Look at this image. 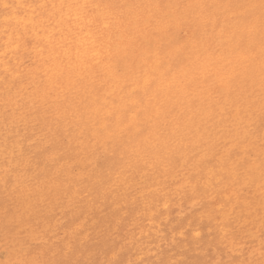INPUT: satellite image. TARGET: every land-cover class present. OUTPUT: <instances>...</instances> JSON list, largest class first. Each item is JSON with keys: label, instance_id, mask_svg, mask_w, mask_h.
<instances>
[{"label": "rangeland", "instance_id": "1", "mask_svg": "<svg viewBox=\"0 0 264 264\" xmlns=\"http://www.w3.org/2000/svg\"><path fill=\"white\" fill-rule=\"evenodd\" d=\"M241 2L244 4L241 3L244 6L243 15L249 17L247 18L248 21L244 19L241 24L244 23L242 24L244 25L243 27L251 29V33L249 36L245 33L238 32L232 40L233 42L231 41L234 44L229 42V50H227L226 53L230 55L227 59H229L231 55L240 57L244 52L247 53V57L245 56L246 59L241 58L242 62L239 63L238 68L230 70V74H232L230 78H233L230 79V82H234L237 88L235 91L230 92V94L226 93V95L222 97V100L213 104L214 107H211L213 112L212 115L216 117L205 115L204 112L206 111H204V109L206 104L204 101L207 97L208 90H217V82L213 79L203 82L201 78L195 81L196 78L190 74L189 70V75L184 80V83H188L189 86H186L187 88L184 90L185 93L186 91L189 93L191 91L190 87L195 88L194 91L198 93L197 97H199L197 101L193 100L195 105L193 103L188 104L187 102L189 101L183 103L181 98L174 97H171V100H173L168 105V102L160 93L157 94L158 96H150L146 92L139 93L137 94L138 100L136 104L130 108L126 107L124 112H121L122 121L124 123H128L135 118V129L137 131L134 129L126 134L121 131L120 128L115 130L116 125L113 123V120L104 132L106 133L114 130L115 133L118 131L120 136L118 135L119 133H116L117 136L115 134L111 142H106L105 133H100V125L106 122H103L99 117L102 113L101 106H99L101 105L100 100L96 99L97 95L88 91L90 87L87 88V84L95 85L92 81V77L91 79L89 78L90 80L86 86H83V81L77 80V75H73L72 80L75 81L73 83L74 85L69 83L68 85L65 83V80L63 84L61 83V85H59L60 87L53 86L50 88L46 85H53L55 80H50V83H46L42 74L31 71L34 64L31 47L33 42L29 39L17 42L19 49L13 53V58H11L10 63L7 65L10 71L4 75L0 69V234H3L9 229L12 232L15 230L14 233L26 231L28 234L39 233V235H42L43 238L48 240V242L57 249L63 250L62 255L64 257L71 256L73 260L84 261L86 258V262L91 260L113 261V259L115 260L116 258V262L121 260V262H119L120 264H139L141 257H148L151 260L165 258L175 261L176 264H186V262L187 264H195L197 260H204L207 258L205 253L211 251L209 248L210 244L222 243V236L219 230H217L219 227V215L222 214L223 210H227L229 207L233 206L232 215L224 214L223 223L229 224L227 226L228 229L231 228L227 231V234L230 237L234 236L243 243L245 247L237 249L238 252L243 253L242 256L236 253H228L227 256L223 258L227 259L231 257L236 260L246 259L249 261L264 260V255L261 253V237L264 236V208L262 207V209H260L262 213L256 212L254 210L255 207L248 209L250 212V217L248 218L247 214L242 210L241 202H236L235 205L231 206L230 202L226 201V197L229 196V189L230 187H235L236 181L247 182L251 177L247 174V170L242 168V165L252 162L263 163L264 161V19L261 20L262 17L264 18V0H246V3L245 0H242ZM107 3H111V0ZM89 4L88 7L90 8L91 5ZM37 11L38 10H36L35 14L38 13ZM244 11L250 12L245 13ZM100 28H102V26ZM239 34H241V37ZM242 34H244L245 38L242 37ZM253 34L257 37L256 39H254L255 37ZM19 35L21 37L24 36L22 34ZM240 38L244 39L242 41H244L245 45ZM13 40H15L14 37ZM237 40H239L240 43H238ZM193 41H196V39ZM113 46L114 49L117 48V50L125 49L119 37L113 42ZM158 46L159 43H157L155 48L157 49ZM230 50L232 54H229ZM23 51H25V53H23ZM23 57H26L24 62ZM133 57L134 56L131 55V58ZM21 61L22 63H20ZM187 63L188 62H186V64ZM27 68L29 72L25 74L22 70L25 69L24 71H28ZM185 69H190V65L187 64ZM66 73L63 76L64 78L67 76ZM122 76L125 77L127 74H123ZM30 79L34 80L29 81ZM243 84H245V86ZM65 86L68 89H66ZM176 88H180L179 90H181V84L176 86ZM129 90L131 91L130 85ZM81 92L84 93L82 94ZM86 92H88V94ZM47 94L48 96H46ZM90 95L93 99L90 98ZM54 96L57 98V101L55 100L56 98H53ZM191 98L193 99V96H190V99ZM237 98L239 101H237ZM86 99H88L89 102ZM157 100L160 101L161 111H167V109L171 107L175 110L179 108V106L181 108L183 104L185 106L187 105L188 111L189 108L193 110L194 123L190 124L188 122L189 117L181 119L180 122L175 120L173 122L174 115L176 116L178 111H172L171 117L167 116L168 113L163 114L159 122L161 124H159L156 119V108H154L155 101ZM55 102L57 104L59 103V105ZM77 102H79L78 105ZM94 103L95 105L93 106ZM151 103H153V105ZM220 103H222V109L217 107ZM175 104L178 105L176 106ZM207 104L209 106V103ZM96 105H98V107ZM95 109L96 111L98 110V113L94 118L93 112H96ZM200 113L204 114L202 115ZM132 114L135 116L132 117ZM188 114L191 118L192 114ZM196 114L198 115L196 116ZM91 116L93 118H91ZM59 118L60 120H58ZM83 120L86 124H84ZM214 121L215 123H212ZM231 123L234 124L231 125ZM64 126L65 129L62 130ZM94 128H96L97 131H94ZM192 128L195 131H193ZM200 128L211 129L213 133L210 137L204 136L202 133L203 129ZM83 131L87 132L83 133ZM242 131L250 133L249 136H251L252 139L241 140L243 138L241 135ZM7 132H9V134ZM68 132H73L74 134H69ZM89 132L93 135L94 132L101 134L98 143H96V141L93 142V136ZM86 134L89 135L86 137ZM83 136L86 137V139H84ZM128 137H131L132 142H128L125 139ZM79 138L81 144H79ZM153 139L157 141V144L163 143L174 148L175 150L172 151L174 152L173 160L176 162L178 159L179 161L174 168L163 167L162 177H173L175 175L174 185H178L179 182L183 180L188 181L189 188L187 190H178L176 194L167 196V199L172 198L175 202L185 203L186 197H190V203H194L193 206L188 207V205H186L182 207L180 211L181 207L176 203L172 210H164L159 206L164 199V190L160 188L163 183L159 179V170H155L157 166L147 171L145 163L138 162L141 158L137 160L135 157L134 161L136 163H133L130 167L131 164L128 163V160L133 159L127 157L129 155L126 150L128 149L127 144L130 143L132 145L135 143L138 151L140 153H145L146 157L151 153L156 155L159 151L156 150L147 154L149 149L147 146H149ZM114 140L116 143L118 142V144L114 143ZM182 140L183 145H180ZM72 141L75 142V144ZM14 142L19 148H14ZM71 143H73L74 146ZM196 144H198V146H196ZM105 147L106 149H104ZM180 148H182V150ZM199 148H201L200 152L198 150ZM205 148H207L210 156L206 157L207 160L205 161L199 160ZM183 150L185 151L183 152ZM139 152H136V154H139ZM178 153L182 156H177ZM174 154L180 157V159L176 158ZM118 155H121V157H118ZM193 155L195 157H193ZM44 158L47 160L44 161ZM50 159L51 162L49 161ZM196 160L198 161L197 164H195ZM151 161L154 164H158V161L155 159H151ZM148 164H151L150 160ZM131 169H134V171ZM43 171L45 173H43ZM28 173L30 174L27 178ZM37 173H39L40 176L37 175ZM24 174H26L24 177L26 179L23 178ZM30 177L31 179H29ZM18 180L21 181L18 182ZM22 180H25V183H23ZM217 180L219 181L218 184ZM61 182L63 184L62 186ZM49 183H51V185ZM112 183H114L115 186L110 185ZM1 184L4 185L2 186ZM14 184H16V186ZM18 186H20V188ZM63 186L65 187L63 188ZM147 186H152L151 189L153 190L148 196L147 194H143L146 189H149ZM106 189H108V191ZM159 190V194L161 195L160 198L155 194ZM239 191L242 192L241 197L244 198V200L247 196V201L253 199L252 191L254 190L248 191L247 187L243 186ZM69 192L74 196L72 197ZM67 197H69L68 200ZM76 199L77 201H75ZM99 199L101 201H98ZM65 203H67V205ZM125 205L126 207H124ZM88 208L91 209L88 210ZM254 211L260 215V218L255 221L253 219ZM154 215L156 217H154ZM40 227H42V230ZM89 230L91 231L89 232ZM250 232L254 234V237H250ZM62 234H64V236ZM163 236H165V238ZM64 245L67 246L65 247ZM142 246L143 248H141ZM98 249L101 251H98ZM89 252L90 254H88ZM98 254L99 256H97ZM116 262L113 261V264Z\"/></svg>", "mask_w": 264, "mask_h": 264}, {"label": "bare ground", "instance_id": "2", "mask_svg": "<svg viewBox=\"0 0 264 264\" xmlns=\"http://www.w3.org/2000/svg\"><path fill=\"white\" fill-rule=\"evenodd\" d=\"M108 1L109 0H0V67H1L0 69H1L2 73L5 75V73L10 71V69H9V67H7V65L10 63L11 58H13V56H12L13 53L18 51V49H19V45L17 44V42H19L21 40L29 39L33 42V45L31 47H32V53H33V58H34V64H33L31 71H33L37 74H39V73L42 74L46 83H50V80H55V83H53V85L47 84L46 86H48L50 88L53 86L58 87L59 85H61V83L63 84V82L65 80H66L65 83L73 84L75 82L74 80H72L73 75L74 76L77 75V80L83 81V83H82L83 86H86V84L88 83V81L92 77V81L95 83V85H88L87 84V88L90 87L88 89V91L93 92L95 95H97L96 99L100 100L101 105H99V106H101L102 113L100 114L99 117L101 120H103V122H106V123L100 125L101 126L99 128L100 133L101 134L105 133L104 131H106V128L111 124V121L114 120L113 123H115V125H116L115 130H118V128H120L121 131H123L127 134V133H130L131 131H133L135 129L136 120L134 118L130 122L124 123L122 121L121 112L123 113L126 107L130 108L136 104V101L138 100L137 94H139V93L141 94L143 92H146L150 96H152V95L154 96V95H157L158 93H160L163 96V98L168 102V105L173 100V99L171 100V97L181 98V100H183L182 101L183 103L184 102L186 103L187 101H189V102H187L188 104H192L194 102L193 100L197 101V99H199V97H197L198 93H196L194 91L195 90L194 87H190L191 91L189 93L187 91L185 93V90H184L189 86L188 83H184V80L188 77L189 70H190V74L193 75L194 78H196L195 81L197 79L201 78V80L203 82L210 80V79H213L214 81L217 82V84H216V85H218L217 90H215V89L214 90H208L207 97L204 101L206 104L205 105L206 110L204 109V111H206V112L203 111L205 113V115H207V116L216 117V116L212 115L213 112L211 110V107H214L213 104H216L219 102V100H222V97L225 96L226 93L230 94V92H233L236 90L237 87L234 84V82L233 83L230 82V79H233V78H230V75H232V74H230V70L238 68L239 63L242 62L241 58L244 59L246 54H247L243 51L244 54L242 56L235 57L234 55H231V57L229 59H227V57L230 55H228L226 53L227 50H229V46H228V45H230L229 42H231L235 38V36L238 32L245 33L249 36L251 33V29H249L248 27L247 28L243 27L244 25H242V24H244V23L241 24L242 20H244V19L247 20V18H249V17H246L245 15H243V13H242L243 9H244V6H243L244 4L241 2L242 0H111V3H107ZM89 3H91V4H89ZM245 3H246V0H245ZM88 4L91 5L90 8L88 7ZM36 10H38L37 14H35ZM249 12H245V13H249ZM250 16H252V15H250ZM263 19L264 18L262 17L261 20H263ZM103 23H105V24H103ZM188 25H190V26H188ZM101 26H102V28H100ZM19 34H22L24 36L21 37ZM239 35L241 37V34H239ZM238 36H237V38H238ZM253 36H254V34H253ZM13 37L15 38V40H13ZM118 37L123 42V44L125 46L124 50H117V48L114 49L113 42L115 40H117ZM242 37H244V34H242ZM191 38H193V39H191ZM256 38L257 37H255L254 39H256ZM195 39H196V41H193ZM242 40H244V39H241V41ZM237 41H238V43H240L239 40H237ZM242 42L245 45L244 41H242ZM253 42H254V40H253ZM157 43H159V46L156 49L155 46L157 45ZM232 44H234V43H232ZM23 53H25V51H23ZM230 53L232 54L231 50H230L229 54ZM19 54H21V53H19ZM131 55L134 57L131 58ZM124 57H125V59H124ZM24 59H26V57H23V62H24ZM32 60H31V62H32ZM109 60H110V62H109ZM186 62H188L187 64L190 65V69H188V70L185 69V66L187 65ZM20 63H22V61ZM16 65H17V63H16ZM242 68H244V67H242ZM99 69H101L102 71ZM24 70H22V71L25 74H27L29 72V69H28V71H24ZM65 73L67 76L64 78L63 76L65 75ZM123 74H127V76L124 77V76H122ZM12 77H14V76H12ZM16 77H17V75H16ZM242 79H243V77H242ZM32 80H34V79H30L29 81H32ZM231 81H233V80H231ZM28 84H29V82H28ZM179 84H181V87L183 89L181 88V90H179L180 88H176V86H178ZM129 85L131 86V91L129 90ZM201 85L205 86L203 84H201ZM243 85L245 86V84H243ZM205 87H207V86H205ZM65 88L68 89L66 86H65ZM60 89H62V88H60ZM73 89H75V88H73ZM42 90H40V91H42ZM65 90H64V92H65ZM49 91H51V90H49ZM41 93H43V92H41ZM86 93L88 94V92H86ZM53 94H54V92H53ZM43 95H45V94L43 93ZM46 96H48V94ZM190 96H193V99L192 98L190 99ZM83 97H84V95H83ZM53 98L55 99L56 97L54 96ZM90 98L93 99V97H91V95H90ZM146 98H148V97H146ZM81 99H82V97H81ZM55 100L57 101V98ZM78 100L80 102L79 97H78ZM78 100H75V101H78ZM86 100L88 101V99H86ZM237 101H239L238 98H237ZM79 102H77V105L79 104ZM161 102H162V99H161ZM235 102H236V100H235ZM60 103H61V101H60ZM207 103H209V106ZM63 104H64V102H63ZM83 104H82V106H83ZM151 104L153 105V103H151ZM221 104L222 103L218 104L217 107L221 108ZM57 105H59V103ZM75 105H76V103H75ZM94 105H95V103L93 104V106ZM96 106L98 107V105H96ZM182 106H181V108H180V106H179V108L176 107L177 109H175V110H173V108L171 107V108H168L167 111H165V110L161 111L160 110V107H161L160 101H158V100L155 101L154 108H156V113H157L156 119L158 120V123L161 121V116L163 114L168 113L167 116L171 117L172 111L173 112L178 111L176 116L174 115V119L172 120L173 122H174V120L180 122L181 119L189 117L188 122L190 124H193L194 123L193 110L191 108H189V111H188L187 105L186 106L184 105L183 107ZM154 108H152V109H154ZM96 109H95V111H96ZM84 110H85V108H84ZM216 110H217V108H216ZM53 112H54V110H53ZM129 112H130V110H129ZM97 113H98V110L96 112H93L94 118L97 115ZM188 113L192 114L191 118H190V115ZM204 113H200V114L203 115ZM88 114H90V113H88ZM197 115L198 114H196V116ZM134 116L132 114V117H134ZM99 117H97V118H99ZM91 118H93V117L91 116ZM146 119H148V118H146ZM200 119H202V118H200ZM208 119H207V121H208ZM58 120H60V118ZM93 121H95V120H93ZM236 122H237V120H236ZM97 123H99V122H97ZM212 123H215V121ZM84 124H86L85 121H84ZM143 124H145V123H143ZM159 124H161V123H159ZM233 124L234 123H231V125H233ZM61 125H62V123H61ZM121 125H124V126H121ZM147 125H149V124H147ZM72 127H73V125H72ZM96 127H97V125H96ZM192 127H193V125H192ZM79 128H80V126H79ZM178 128H179V126H178ZM64 129H65V126L62 130H64ZM181 129H182V127H181ZM200 129H203V128H200ZM200 129H199V131H200ZM192 130L195 131L193 128H192ZM94 131H97V129L94 128ZM135 131H137V130L135 129ZM85 132H87V131H85ZM85 132L83 131V133H85ZM7 133L9 134V132H7ZM116 133L118 134L119 132L116 131ZM116 133L114 130L111 132H106L105 133L106 142H111V140L114 138V135ZM196 133H199V132H196ZM202 133L204 134V136L210 137L213 132L211 131V129H209V130L203 129ZM238 133H239V131H238ZM69 134H74V133L72 132ZM101 134H98L95 132H94V135L91 134L93 136L92 137L93 142L96 141V143H98V141L101 138ZM117 134H116V136H117ZM126 134H124V135H126ZM132 134H134V133H132ZM249 134L250 133L242 131L241 135L243 138L241 140H251L252 137L249 136ZM78 135H80V134H78ZM87 135H89V134H86V137H87ZM118 135L120 136V133ZM67 137H69V136H67ZM86 137H84V139H86ZM131 137H128L125 139L128 142H132ZM66 140H67V138H66ZM71 140H73V139H71ZM79 140H80V138H79ZM87 140H89V139H87ZM151 141L152 142L149 144V146H147L149 148L147 151V154L151 153L153 151H156V150H159V151L156 153V155L154 153H151L149 156H146V157H145V153H140L138 151L135 143H133L132 145L130 143H128L127 144L128 149H126V150L128 151L130 156L128 155L127 157H131L133 159V160H128V163L131 164L130 165V167H131L133 165V163H136L134 161V159L136 157L137 160L139 158H141L140 161H138V162H144L145 163V167H146L147 171H150L154 168V166H157V169H155V170H157V171L159 170V179L163 183V185L160 188L162 190H164V199L161 201L159 206L161 208H163L164 210L169 211V210H172L173 206H175V204L178 202H175L172 198L167 199V196H170V194H176L178 190H183V191L187 190L189 188L188 181L183 180V181H180L178 185H174L173 183L175 181L174 180L175 175L173 177H171V176L170 177H167V176L162 177V174H163L162 168L163 167L174 168L177 166L179 161H178V159L176 160V162L173 160L174 159V157H173L174 152H172V151L175 150L174 148L170 147L169 145L163 144V143L157 144V141L155 139H153ZM238 141L241 142L240 140H238ZM84 142H85V140H84ZM90 142H89V144H90ZM73 143L75 144V142H73ZM73 143H71V144L73 145ZM114 143H116L115 140H114ZM15 144L16 143L14 142V148L15 147L19 148V146L17 144L15 146ZM79 144H81V140H80ZM116 144H118V142ZM103 145L106 146L105 144H103ZM180 145H183V140L181 141ZM196 146H198V144H196ZM182 148H180V149L182 150ZM193 148H194V146H193ZM104 149H106V147ZM178 149H177V151H178ZM250 149H251V147H250ZM198 150L200 152L201 148H199ZM184 151L185 150H183V152ZM136 152H139V154H136ZM186 152H187V150H186ZM179 153L182 154L181 152H179ZM179 153L177 156H182ZM251 154H253V153H251ZM177 156H176V158L180 159V157H177ZM209 156H210V154L208 153L207 148H205V150H203V154L200 155L199 160L205 161V160H207L206 157H209ZM118 157H121V155H118ZM193 157H195V156L193 155ZM242 157H244V156H242ZM248 157H249V155H248ZM151 159L157 160L158 164L152 163ZM42 160H43V158H42ZM46 160L47 159L44 158V161H46ZM149 160H150L151 164H148ZM49 161L51 162V159ZM256 161H257V159H256ZM187 162H188V158H187ZM187 162H186V164H187ZM33 163H32V165H33ZM68 163H70V162H68ZM197 163H198V161L196 160L195 164H197ZM263 163H264V161H263ZM263 163H260V162L259 163H253V162L252 163H244L242 165V168L247 170V174L249 176H251L250 179L247 182H244V181L237 182L236 181L235 187H230L229 193H228L229 196L226 197V201L230 202L231 206L235 205L236 202H241L242 210L247 214L248 218L250 217V212L248 209L255 207L254 210L256 212L262 213L260 211V209H262V207L264 208V190H263V186H264V165H263ZM58 164H59V162H58ZM68 166H69V164H68ZM31 168H32V166H31ZM42 169H43V167H42ZM61 169H63V168H61ZM131 170L134 171V169H131ZM20 171H18V172H20ZM61 172H64V171H61ZM7 173H8V171H7ZM43 173H45V172L43 171ZM29 174L30 173H28L27 178L29 177ZM49 174H50V172H49ZM58 174H59V171H58ZM68 174H66V175H68ZM238 174H239V172H238ZM6 175H8V174H6ZM25 175L26 174L23 175V178L25 177ZM37 175H39V173H37ZM42 177H43V175H42ZM67 177H69V176H67ZM71 177H73V176H71ZM62 178H65V177H62ZM6 179H7V177H6ZM24 179H26V178H24ZM29 179H31V177ZM47 180H49V179H47ZM20 181L18 180V182H20ZM46 181H45V183H46ZM22 182L25 183V180H22ZM68 182H69V180H68ZM51 183H52V180H51ZM51 183H49V184L51 185ZM218 183H219V181L217 180V184ZM14 185L16 186V184H14ZM62 185L63 184L61 182V186ZM110 185H114V183H112ZM11 186H13V185H11ZM20 186H21V184H20ZM20 186H18V187L20 188ZM72 186H73V184H72ZM179 186H180V188H179ZM243 186H246L248 191L254 190V191H252L253 199L251 201H247L248 196L246 197L245 200H244V198L241 197L242 192H240L239 190ZM64 187L65 186H63V188ZM147 187H149V189H146L143 192V194H147V196H148V194L150 192H152L153 190L151 189L152 186H147ZM76 188H77V186H76ZM82 188H84V187H82ZM34 189H35V187H34ZM109 189H110V187H109ZM111 189H113V188H111ZM14 190H12V191H14ZM106 190L108 191V189H106ZM101 193H103V192H101ZM159 193H160V190L157 193H155L156 195H158V198H160V196H161ZM70 194L72 196V193H70ZM17 195H18V193H17ZM26 197H28V196H26ZM101 197H103V196H101ZM239 198H241L243 200H241ZM68 199H69V197H67V200ZM67 200H65V201H67ZM75 201H77V199ZM98 201H101V200L99 199ZM102 201H104V200H102ZM39 202H40V200H39ZM185 203H182V202L178 203L179 207H181L180 211L182 210V207H184L186 205H188V207L194 205V203L193 204L190 203V197H186ZM65 204L67 205V203H65ZM99 207H101V206H99ZM124 207H126V205ZM232 207H229L227 210H223L222 214L219 215V219H218L219 227L217 228V230H219L220 235L222 237L225 235V230L228 231L231 229V228L230 229L227 228V226L229 224L223 223V221H224L223 218H224V214L232 215V213H233ZM16 208H18V207H16ZM90 209L88 208V210H90ZM99 209H101V208H99ZM3 211H4V209H3ZM14 211H12V212H14ZM255 211H254V218H253L254 221L258 220L260 218V215L258 213H256ZM15 215H16V213H15ZM161 215H159V216H161ZM137 216H139V215H137ZM140 217H138V218H140ZM154 217H156V216L154 215ZM215 219H216V217H215ZM146 220H147V218H146ZM34 221H36V220H34ZM81 221H82V219H81ZM93 221H94V219H93ZM42 223H43V221H42ZM58 224H60V223H58ZM14 225H15V223H14ZM40 228L42 230V227H40ZM77 228H79V227H77ZM155 228H156V226H155ZM90 231L91 230H89V232ZM13 232H15V230ZM29 232H30V230H29ZM85 232H87V231H85ZM25 233H27V231ZM250 233H251L250 237H254V234L252 232H250ZM32 234H34V233H32ZM148 234H149V232H148ZM62 235L64 236V234H62ZM70 235H72V234H70ZM150 236H151V234H150ZM163 237L165 238V236H163ZM153 240H154V238H153ZM84 241H85V239H84ZM113 244H114V242H113ZM141 248H143V246ZM82 249H83V247H82ZM99 250L100 249H98V251ZM61 252H63V250H61ZM77 252H79V251H77ZM88 254H90V252ZM97 256H99V254ZM110 257H109V260H110ZM75 259H76V257H75ZM85 259H84V261H85ZM119 259H120V257H119ZM142 259L148 260L149 258L148 257H141V260ZM113 261L116 262L117 261L116 258H115V260L113 259ZM118 262H121V260H119Z\"/></svg>", "mask_w": 264, "mask_h": 264}, {"label": "clouds", "instance_id": "3", "mask_svg": "<svg viewBox=\"0 0 264 264\" xmlns=\"http://www.w3.org/2000/svg\"><path fill=\"white\" fill-rule=\"evenodd\" d=\"M221 239V244H210L211 251L205 253L207 258L197 260L195 264H264V260L249 261L246 259L236 260L231 257L223 258L228 253H236L242 256L243 253L238 252L237 249H242L245 245L234 236L230 237L227 230ZM261 242V253L264 255V236L261 237ZM213 257L219 258L214 259ZM0 264H113V262L107 260L87 262L73 260L71 256L64 257L61 250L50 244L42 235L25 232L14 233L9 229L0 234ZM139 264H176V262L158 258L157 260H141Z\"/></svg>", "mask_w": 264, "mask_h": 264}]
</instances>
